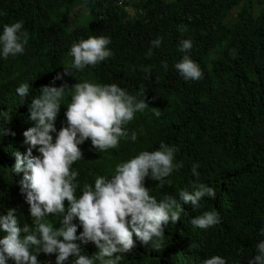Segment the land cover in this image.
<instances>
[{"label":"trees","instance_id":"16d2710c","mask_svg":"<svg viewBox=\"0 0 264 264\" xmlns=\"http://www.w3.org/2000/svg\"><path fill=\"white\" fill-rule=\"evenodd\" d=\"M19 20L30 39L24 54L0 59V128L7 126L8 115L13 118L10 128L31 124V99L21 105L16 89L29 83L38 97L39 89L51 85L71 63L73 42L92 35L110 36L114 55L56 80L55 86L88 80L117 83L132 94L141 87L147 91L149 108L125 126L129 138L104 153L85 148L84 159L73 165L79 172L78 196L85 183L94 186L98 176L110 178L117 164L141 151H155L161 142L179 148L176 161L184 167L165 178L163 187L146 178L151 195L178 197L195 180L192 166L197 163L200 182L216 191L215 199L205 198L196 210L181 202L186 213L171 224L159 251L137 241L121 264H195L197 237L205 246L203 259L220 255L228 264H248L256 244L264 240V0H0V31ZM181 26L187 30L180 31ZM161 36L162 45L148 55L152 41ZM189 38L194 42L189 55L203 77L185 81L174 65L184 55L180 42ZM62 103L58 130L66 120L69 93ZM6 148L13 144L0 136L2 153ZM0 170L16 179L12 166ZM12 201L0 204V210ZM210 210H219L220 224L207 230L191 225L192 217ZM52 216L48 220L54 224ZM84 247L89 255L96 251L92 243ZM54 256L41 253L38 258L42 262Z\"/></svg>","mask_w":264,"mask_h":264},{"label":"clouds","instance_id":"9594fccd","mask_svg":"<svg viewBox=\"0 0 264 264\" xmlns=\"http://www.w3.org/2000/svg\"><path fill=\"white\" fill-rule=\"evenodd\" d=\"M117 5L121 6V2ZM186 30L181 26L180 31ZM29 39L23 20L4 24L0 31V59L24 54ZM163 40V36L153 40L148 55ZM111 43V37L105 35L73 42L68 53L71 63L51 85L39 89L38 97L33 96L29 83L16 89L21 105L31 99V124L27 128H10L13 118L8 115L7 126L0 128V136L13 144L6 153L0 150V168L12 166L17 174L11 180L0 170V204L13 199L0 210V264H9L10 260L14 264H121L126 254L136 249L137 241L158 251L163 247L171 224L182 221V214L186 213L181 202L190 203L196 210L205 198H216L215 189L200 182L198 163L192 166L195 180L178 197L168 194L158 199L150 194L146 178L163 187L165 178L184 167L182 161H176L179 148L165 142L155 151H141L117 164L110 178L101 175L94 186L85 183L82 194L77 195L79 172L73 165L84 159V149L104 153L118 148L121 139L129 138L125 126L137 113L149 108L143 87L132 94L117 83L83 80L72 86L67 82L55 86V81L66 75L76 76L77 71L107 61L114 55L109 48ZM193 47L192 39L182 40L179 51L184 55L174 65L185 81L203 77L199 63L189 55ZM161 66L168 70L166 61ZM66 93L71 95V103L64 113V126L58 130L56 120ZM3 115L0 112V118ZM155 115L159 117L161 112L155 111ZM130 139L135 142L138 134L133 131ZM50 216L54 224L49 222ZM190 223L194 228L207 230L221 223L220 212L205 211L192 217ZM260 234L264 236V229ZM199 240L197 237L199 254L195 264H228L220 255L203 259L205 246ZM89 243L96 248L91 255L84 247ZM41 253L55 256L44 257L41 262ZM255 253L248 264H264V240L256 244Z\"/></svg>","mask_w":264,"mask_h":264},{"label":"rangeland","instance_id":"374dc122","mask_svg":"<svg viewBox=\"0 0 264 264\" xmlns=\"http://www.w3.org/2000/svg\"><path fill=\"white\" fill-rule=\"evenodd\" d=\"M75 21H76V20H75V18L73 17L71 22H75ZM36 153H38V152H36ZM38 154H39V153H38Z\"/></svg>","mask_w":264,"mask_h":264}]
</instances>
